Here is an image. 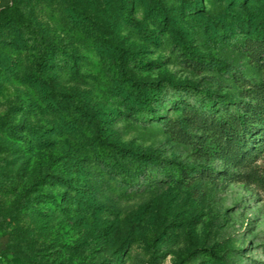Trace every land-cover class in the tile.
<instances>
[{
	"label": "rangeland",
	"instance_id": "374dc122",
	"mask_svg": "<svg viewBox=\"0 0 264 264\" xmlns=\"http://www.w3.org/2000/svg\"><path fill=\"white\" fill-rule=\"evenodd\" d=\"M8 4L0 264H264V0Z\"/></svg>",
	"mask_w": 264,
	"mask_h": 264
},
{
	"label": "trees",
	"instance_id": "16d2710c",
	"mask_svg": "<svg viewBox=\"0 0 264 264\" xmlns=\"http://www.w3.org/2000/svg\"><path fill=\"white\" fill-rule=\"evenodd\" d=\"M5 15L6 16H9V17L10 16H15V18L17 20H19L20 22H22V24H24V25L26 24L25 23V19L21 16V14L15 13L14 4L13 5L12 4H8L4 9H2L0 11V18L6 17ZM108 152L110 154L107 155V153H106V155H104L106 158H109V156L110 157H114L112 151L109 150ZM146 156H150V155H141V156H138L140 159H137V161H140V160H143L144 161L146 159ZM106 160H108V159H106ZM167 161L170 164H174V165L178 166V168L181 169L182 171L189 168L188 165H185L184 163L179 162V161L174 160V159H168Z\"/></svg>",
	"mask_w": 264,
	"mask_h": 264
}]
</instances>
